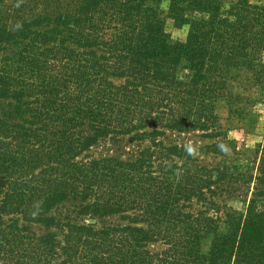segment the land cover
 Masks as SVG:
<instances>
[{
	"label": "trees",
	"instance_id": "trees-1",
	"mask_svg": "<svg viewBox=\"0 0 264 264\" xmlns=\"http://www.w3.org/2000/svg\"><path fill=\"white\" fill-rule=\"evenodd\" d=\"M225 1L167 0L184 40L163 0L0 18V264H264V150L254 175L165 142L219 137L235 74L264 91V0ZM124 136L132 156L88 155ZM237 185L242 211L217 201Z\"/></svg>",
	"mask_w": 264,
	"mask_h": 264
},
{
	"label": "rangeland",
	"instance_id": "rangeland-1",
	"mask_svg": "<svg viewBox=\"0 0 264 264\" xmlns=\"http://www.w3.org/2000/svg\"><path fill=\"white\" fill-rule=\"evenodd\" d=\"M75 0H5L0 6V18L14 21L32 13L43 10L64 9ZM234 0H226L228 7ZM161 14L165 20V30L173 40H184L188 34V26L176 27L173 19L168 15V2L161 3ZM116 80V83H120ZM231 91L234 94L242 95L244 100L231 106L227 101H221L217 106L219 116L218 129L220 136L215 138L206 137L200 131L191 132H168L165 138L167 144L178 143L189 146L195 156L202 163L209 165H228L233 171L257 174L260 162L261 151L264 150V91L252 86L249 75L237 73L229 82ZM222 141L225 148L220 154L208 151V146L215 142ZM140 147L137 142L129 140L124 136L119 140L108 141L93 147L88 155L94 157L115 156L127 158L134 154ZM250 191L237 185L235 195L224 196L217 199L218 203L237 210H244L247 198L251 197ZM105 222H119V217L114 216L104 219ZM212 238L209 237L203 243V252L208 253Z\"/></svg>",
	"mask_w": 264,
	"mask_h": 264
}]
</instances>
